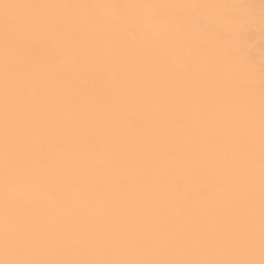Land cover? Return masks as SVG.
Returning a JSON list of instances; mask_svg holds the SVG:
<instances>
[{"label": "bare ground", "instance_id": "bare-ground-1", "mask_svg": "<svg viewBox=\"0 0 264 264\" xmlns=\"http://www.w3.org/2000/svg\"><path fill=\"white\" fill-rule=\"evenodd\" d=\"M262 260L264 0H0V264Z\"/></svg>", "mask_w": 264, "mask_h": 264}, {"label": "snow or ice", "instance_id": "snow-or-ice-1", "mask_svg": "<svg viewBox=\"0 0 264 264\" xmlns=\"http://www.w3.org/2000/svg\"><path fill=\"white\" fill-rule=\"evenodd\" d=\"M3 7L5 9H8L11 7H18V5L4 4ZM5 264H29V262L9 261V262H5ZM261 264H264V260L261 261Z\"/></svg>", "mask_w": 264, "mask_h": 264}]
</instances>
